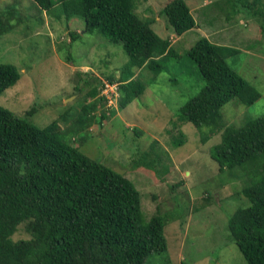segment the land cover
<instances>
[{
  "label": "rangeland",
  "instance_id": "obj_1",
  "mask_svg": "<svg viewBox=\"0 0 264 264\" xmlns=\"http://www.w3.org/2000/svg\"><path fill=\"white\" fill-rule=\"evenodd\" d=\"M135 1L137 14L150 18L158 35L175 39L160 12L166 0ZM189 4L198 29L173 43L177 56L161 59L157 75L147 67L135 69L145 84L143 94L118 108L119 93H109L111 101L101 100L92 112L95 121L83 126L78 117L82 105L93 99L91 89L101 88L100 81H108L110 74L118 77L128 61L122 44L97 29L84 31L83 19L67 18L57 2L47 12L32 0H0V11L12 25L0 35V61L20 72L17 82L0 93V106L38 126L56 120L62 139L133 182L146 219L156 210L167 219V250L150 253L145 264H248L230 239L228 220L250 204L242 188L256 181L257 168L248 163L219 171L209 149L220 141V132L202 142L201 130L182 119L180 108L205 83L186 51L206 35L239 49L227 61L261 93L249 105L229 100L221 108L223 121L240 126L264 114V0ZM28 237L23 224L12 235Z\"/></svg>",
  "mask_w": 264,
  "mask_h": 264
},
{
  "label": "trees",
  "instance_id": "obj_2",
  "mask_svg": "<svg viewBox=\"0 0 264 264\" xmlns=\"http://www.w3.org/2000/svg\"><path fill=\"white\" fill-rule=\"evenodd\" d=\"M32 1L47 12L57 2L67 18L83 19L84 31L97 29L122 44L128 61L118 77H107L118 83V108L145 90L135 69L147 67L157 75L161 59L177 56L171 39L137 14L135 0ZM160 12L177 35L197 28L186 0H166ZM11 26L0 11V35ZM238 51L205 35L195 40L186 55L205 83L180 114L201 130L202 142L220 132V141L209 149L219 171L248 163L257 168L256 181L242 188L250 204L232 213L228 230L248 264H264V114L235 126L226 124L221 112L234 97L249 105L261 96L229 65L227 58ZM19 78L16 65L0 61V93ZM98 93L96 85L89 93L93 99L82 105L83 126L95 121L93 109L102 106ZM166 223L158 210L146 219L133 182L62 139L56 120L38 126L0 106V264H145L150 253L167 250ZM20 224L29 237L13 239Z\"/></svg>",
  "mask_w": 264,
  "mask_h": 264
},
{
  "label": "built area",
  "instance_id": "obj_3",
  "mask_svg": "<svg viewBox=\"0 0 264 264\" xmlns=\"http://www.w3.org/2000/svg\"><path fill=\"white\" fill-rule=\"evenodd\" d=\"M100 86L101 88L99 87V96L103 97V99H105V97H108V99L111 101L112 98L110 97L109 93H111L112 96H113V93L117 95L119 93L117 82H109L106 80V81H102ZM118 96H117V99H118Z\"/></svg>",
  "mask_w": 264,
  "mask_h": 264
},
{
  "label": "crops",
  "instance_id": "obj_4",
  "mask_svg": "<svg viewBox=\"0 0 264 264\" xmlns=\"http://www.w3.org/2000/svg\"><path fill=\"white\" fill-rule=\"evenodd\" d=\"M186 2L188 3V5H189V7H190V0H186ZM206 2H204L203 3V5L205 4ZM190 9H191V12H192V14H193V10H192V8L190 7ZM196 24L198 25V23H197V21H196ZM198 29V28H197ZM182 35V34H181ZM181 35H175L176 37H175V39L174 40H171V43L173 44L175 41H177L178 39H180V37H181ZM206 36V35H205ZM214 42V41H213ZM215 43H218V42H216L215 41ZM220 44H222V43H220ZM227 44V43H226ZM227 45H229V46H231L229 43L227 44ZM237 48V47H236Z\"/></svg>",
  "mask_w": 264,
  "mask_h": 264
}]
</instances>
